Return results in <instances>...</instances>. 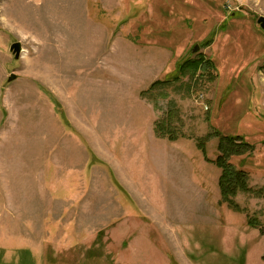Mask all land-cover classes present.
I'll return each instance as SVG.
<instances>
[{
	"label": "rangeland",
	"instance_id": "obj_1",
	"mask_svg": "<svg viewBox=\"0 0 264 264\" xmlns=\"http://www.w3.org/2000/svg\"><path fill=\"white\" fill-rule=\"evenodd\" d=\"M260 16L264 0H0V264H264ZM198 60L213 69L180 75ZM235 135L254 146L230 158L237 211L214 163Z\"/></svg>",
	"mask_w": 264,
	"mask_h": 264
},
{
	"label": "trees",
	"instance_id": "obj_2",
	"mask_svg": "<svg viewBox=\"0 0 264 264\" xmlns=\"http://www.w3.org/2000/svg\"><path fill=\"white\" fill-rule=\"evenodd\" d=\"M204 64L206 69H213L212 62H202L201 60L196 61H186L180 67V75L186 74L187 71H195L199 64ZM154 85H158L155 82L151 87H155ZM243 120L241 121V124ZM166 125V122H164ZM244 125V124H243ZM156 132L161 136H166L170 141H176L177 137L175 133L172 134L171 129H165L163 127V122H159L156 125ZM201 141V142H200ZM199 148L204 155V149L201 148L202 139H200ZM253 145L249 142H246L244 137L235 135L232 137H222L219 139V143L217 145L218 157L214 161L216 167L221 170V175L218 181V188L221 197V204H226L229 208L237 211L238 208L235 205L233 198L239 191H249L250 189L247 187V174L240 169H236L231 163V157H239L242 155L250 154L253 151ZM254 226H252L253 228Z\"/></svg>",
	"mask_w": 264,
	"mask_h": 264
},
{
	"label": "water",
	"instance_id": "obj_3",
	"mask_svg": "<svg viewBox=\"0 0 264 264\" xmlns=\"http://www.w3.org/2000/svg\"><path fill=\"white\" fill-rule=\"evenodd\" d=\"M257 24L259 25L260 29L264 31V17L263 16L258 17ZM197 50H198V47L195 46L192 51L196 52ZM10 51L14 55L15 59H19L21 51H22L21 44L19 42H15V43L11 44ZM13 79H14L13 76H11L8 79V81H11Z\"/></svg>",
	"mask_w": 264,
	"mask_h": 264
},
{
	"label": "built area",
	"instance_id": "obj_4",
	"mask_svg": "<svg viewBox=\"0 0 264 264\" xmlns=\"http://www.w3.org/2000/svg\"><path fill=\"white\" fill-rule=\"evenodd\" d=\"M201 98V97H200Z\"/></svg>",
	"mask_w": 264,
	"mask_h": 264
}]
</instances>
